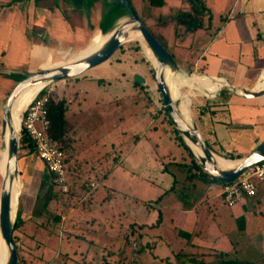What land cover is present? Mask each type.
Masks as SVG:
<instances>
[{
    "label": "crops",
    "instance_id": "1",
    "mask_svg": "<svg viewBox=\"0 0 264 264\" xmlns=\"http://www.w3.org/2000/svg\"><path fill=\"white\" fill-rule=\"evenodd\" d=\"M28 1L30 2V11L35 16L33 26L28 20V29H35L36 24L39 23L38 26L42 28H38L40 31H46L45 33L54 38L57 37L59 40L66 39L67 42L64 43L70 45L66 50L57 48L55 51L57 54L49 50L45 58L39 62L38 67L40 68L43 66L54 67L79 57L97 36L107 35L128 14L124 8L117 4H109L107 0H92L91 4H89V0ZM202 1L210 15L205 17L203 28L195 32H188L185 27L177 24L173 19L179 11L189 9L187 0H165L163 7L152 9V15L144 18L148 20L151 33H155V37L159 38V41L165 45L174 58L179 57L175 60L188 74L180 77L186 78L195 75L194 80L183 84L208 98H217L201 103L197 113L196 124L206 143L218 156L221 153H227L235 156L241 155L244 158L247 154L244 155V150H240L242 149L241 143H244L243 139L252 138L258 141L262 137L261 135H264L262 132V130L264 131V96L248 99L240 97L228 89L227 99L224 100L222 99L224 88L219 91L218 96L213 97L209 90L202 89L201 84H205L207 80H213L228 86L227 82H229L236 88L251 91L264 82V7L261 6L264 0H243L240 6H233L229 9L226 18L220 1ZM131 2L134 1L131 0ZM45 3L52 4L47 6ZM133 5L140 16L145 15L149 9L143 0H138ZM12 14L16 19L8 22L12 24L13 29L19 28V31L15 32L19 37L22 35L21 31H23V25L27 23V20L24 14ZM14 22L16 23L14 24ZM215 22L217 23L214 24ZM169 27L173 34L171 39L166 36L169 33ZM82 39H84L83 46L79 47L77 53L70 60L55 62V55L61 56L70 53L72 45ZM124 51L125 47L120 51V54ZM119 55L116 60L119 59ZM47 60L50 61V64L44 65ZM55 84L59 87L55 86L51 89L53 95L60 98L65 97L69 101V130L70 134L79 140L75 143L78 145L81 139H85L86 135L98 127L99 122L95 124L94 130L90 129L89 124L94 117L91 112L94 109L98 110L101 119L105 122V119L110 116L109 106L112 104V99L97 101L93 104V109L85 105L82 106V104L76 108L74 103L81 98L83 92L69 90V80ZM211 84L205 85L213 88ZM262 90H264V86L259 91ZM138 92L140 93L139 90H137ZM180 92L182 94V91ZM194 96L196 94L183 96L188 106L190 99V107L191 97ZM110 138L109 130L103 136L96 139L94 137V140L100 143L98 146L103 152L102 156L106 157L102 158L101 156L94 160L93 162H97L94 166L93 164H79L78 167H81L78 171L85 173L86 176L99 177L98 180L94 178L95 188H99L100 193L109 196L107 201L112 200V195L118 193L116 178L121 181L123 179L128 181L131 178V171H127L126 168L121 169L122 164L117 165L116 158L112 159L107 153L110 152L109 146L113 147L114 145L113 138L111 141ZM262 138L264 139V136ZM25 146L24 152L20 151L19 154L20 180L21 184L24 181L26 186L31 185L29 197L34 196L37 199L48 169L38 157L29 140H25ZM134 147L133 150H129V155L136 151L137 146ZM214 147L223 152H217ZM81 153L84 151L82 150ZM124 158L121 155L118 163ZM189 158L191 159L190 156ZM174 163L180 164L176 161ZM157 168L158 165H155L154 169ZM159 171L163 173L161 177L163 182H160L157 177L160 182L158 186L163 187L159 188L161 191L159 206L154 209L157 212L159 210V216L162 215V219L159 220V244L156 248L157 252L159 251V264H216L222 260L257 264L264 262V239L262 236L260 241L254 239V235L260 232L262 226L260 220L264 219V183L258 184L255 196L247 197L235 206L229 207L223 198V184L202 176L201 172L197 170L198 180H202L206 185L205 198L200 201L198 198H188L184 195L185 204L183 202L175 204L173 195L176 192L175 183L177 181L172 182L166 173L171 172L166 168ZM23 174H25V180ZM189 175L191 174L189 173ZM146 176L149 177L146 178ZM111 178L114 179L113 182L110 181ZM152 179L153 169L150 167L147 168L146 174L138 176L136 182L145 187L156 186L157 183ZM147 194L150 195V193ZM137 200L139 201L138 198ZM149 200L154 199L150 198ZM203 211L206 215H201ZM134 213L140 220H145L149 214L143 207Z\"/></svg>",
    "mask_w": 264,
    "mask_h": 264
},
{
    "label": "rangeland",
    "instance_id": "2",
    "mask_svg": "<svg viewBox=\"0 0 264 264\" xmlns=\"http://www.w3.org/2000/svg\"><path fill=\"white\" fill-rule=\"evenodd\" d=\"M133 1V3L136 4L138 0ZM218 1L221 2L225 18L228 16L231 7L240 6L243 2V0ZM91 3L92 0H89V4ZM45 4L51 6L50 4L52 3ZM261 6L264 7V3H262ZM0 7L2 8H0L1 159L3 153L2 113L10 92L14 86L24 78L26 73L34 72L40 68L38 67L39 62L45 58V55L49 50L53 51L54 54H57L55 52L57 48L66 50L70 45L64 43L67 41L66 39H61V36H59L61 39L59 40L57 37L54 38L50 34L45 33L46 31H40L38 28H42L38 26L39 23L36 24L37 26L35 29H31L30 27V29H28L27 25L29 22H31V26H33L32 24L35 19L34 13L30 11V2L28 0L20 2H14L13 0H0ZM23 11L25 12L23 13ZM12 13L16 15L24 14L25 19L27 20V23L23 25V31H21L22 35L19 37L15 33L19 31V28L17 27L19 25L16 26L17 28L13 29L12 24L8 22L16 19L13 18L14 15ZM145 22L149 26L148 20ZM15 23L16 22H14V24ZM168 31L169 33L171 32V34L168 33L166 36L171 39L173 34L170 27L168 28ZM152 32H154V30H152ZM153 35L156 36L155 33H153ZM157 39L159 40V38ZM83 40L84 39L78 41L77 44L72 45L73 48L70 53L61 56L55 55V62H66L70 60L75 53H77L76 51L79 47L83 46ZM136 42L138 41L129 43L125 46V51L122 54H120L119 51L107 63L91 69L80 76V78L69 80L68 86V89L73 92H83L81 98L77 99L76 103H74L76 108L82 104V106L85 105L93 109V104L97 101H100L101 99H112V104L109 106V109H111L110 116L105 119V122L101 119V114L98 113V110L96 111L94 109V111L91 112L94 117L93 119L91 118L92 122L89 124L91 127L90 129L94 130L97 122H99L100 125L98 124L96 130L86 135L85 139H81L78 145L74 144L75 156H72L73 158L71 157L74 159V170H77L82 164H93L94 166V164L97 163L93 161L101 157L103 152L99 149L100 146L98 145L100 143L95 141L94 137L96 139L103 136V134L109 130L111 136L110 141L113 138L114 145L113 147L109 146L110 152L107 153H109V156L112 159L114 157H121V155L122 158L125 157V160L122 159L117 165L122 164L121 169L126 168L127 171H131V178L128 181H125L124 179V181L117 178L115 179L116 186H118V193L112 195L114 198L111 196L112 200L110 199V201H107L109 198L108 195L100 193L99 188L96 189L92 186V183L95 181L94 177L86 176L85 173H82L77 181H75L73 174H71L69 180L70 184H66L67 191H64L60 184L55 187V191L60 197L62 196L64 199L62 201H65L64 204L66 203L65 205L67 206V209L71 211V215L64 220L65 222L68 221V224H60V230L66 228L73 235L71 241L68 242L64 238L66 235L65 232H61L59 237H54L55 235L51 236L50 234V227L59 225V222L56 223L53 218L54 213H56L55 201H51L48 205V209H46L45 204L47 202L48 194H44L40 198L38 196L37 199L34 196L29 197V191L32 187L31 185L26 186L24 181H22V192L19 197L15 223L23 222V225L15 231V236L21 255L29 264H43L44 262H42V260L44 258L47 260L51 259L54 255V249L59 248V246L62 247L63 253L67 251L66 253L73 255L75 252L76 254L73 256L75 257L77 264H81L83 261L84 264H94L96 263L95 261H97L95 258L97 255L96 248H88V240H96L97 237L95 234L91 233V231L99 233L102 228H104L110 233V235H115L117 232L121 231V229L123 232L129 231L130 226L134 223L136 224V230L145 234V242L155 244L157 248V245L159 244V225L157 227L155 225L158 219V212L147 208L144 199L149 200L150 198L155 199L159 197V193L161 192L159 191V188L163 187L158 186L160 182H163V179L161 178L163 173L159 170L163 168H166L171 172L166 173L170 176L172 182L174 180L177 181L175 183L176 192L173 195L175 204L184 203V195L188 196V198H198L200 201L206 196V185L202 180H198L197 168L194 167L185 147L180 144L179 138L177 137L178 134L174 131L170 123L168 124L164 122V118L165 120H167V118L163 111L164 108H162L158 89L152 74L153 66L144 54L141 42H138L141 49L137 55L143 56L148 62V65L140 61L138 62V58L134 51ZM118 55L119 59L116 60ZM175 58L178 59L179 57L176 56ZM48 64H50L49 60H47L44 65ZM137 74L145 76L148 80L147 84L143 85L144 88L141 89L140 93H137L138 89L133 86V81H135V75ZM184 75L188 74L178 73L180 79H183L180 76ZM262 83L259 85H262ZM184 84L181 85L180 90L182 91L183 96L196 94V96L191 97V107L189 99V108L192 119L197 123V113L200 104L207 100H216L217 98H208L199 93V91L192 90L189 88L190 86ZM205 84H211L213 85V88H211V86L207 87ZM205 84H201L202 89L206 91L209 90L213 97L216 95L218 96L219 91L225 87L218 81L213 80H207ZM55 86L59 87L57 84L52 83L45 89H52ZM223 90L224 93L222 99L226 100L228 88H224ZM262 132L264 131L262 130ZM261 136L263 137L264 135ZM262 137H260L258 141H255L252 138L243 139L244 143H241L242 149L240 150H244V155L250 154L264 141ZM77 142H79V140H77ZM135 145L137 146L136 151L129 155V150H133ZM25 149V141L24 139H21L20 151L24 152ZM82 150L84 153H81ZM215 150L220 153L223 152L217 148ZM103 157L106 156H102V158ZM174 161L180 162V164L174 163ZM181 163H184V165H181ZM155 165H158L157 169H154ZM150 167L153 169L152 180H154L157 185H148L149 187L139 185L136 182L138 176L146 174L147 168ZM78 169H81V167ZM150 173H152V171H150ZM189 173L191 175H189ZM23 177L25 180V174H23ZM147 177L149 176H146V178ZM157 177H159L160 182H158ZM2 179L3 178L0 174V189ZM110 181L113 182L114 179L111 178ZM81 184L84 186L82 185L81 187ZM258 184H261V182H258ZM72 187L75 194H77L76 197L68 195L70 194ZM147 193H150V195ZM137 198L141 202L138 200L134 201V199ZM190 201H192V199H190ZM141 207L149 212L145 220H140V218L134 213V211H137ZM201 215L206 214L203 211ZM92 220H95V224H91ZM76 223H78L80 228L76 227ZM141 223L145 226L143 229L140 228ZM260 223L262 225L260 232L254 235L256 241H260L261 236L264 239V219H261ZM46 226H48L49 229H46ZM76 235L81 238H86L87 241L76 238ZM89 251L90 253H88ZM158 252L155 249L153 253L159 256ZM57 257V263L63 264L66 257L64 255ZM39 259L42 260L40 261ZM142 260L145 264H159V258H153L151 254H147ZM261 264H264V262Z\"/></svg>",
    "mask_w": 264,
    "mask_h": 264
},
{
    "label": "water",
    "instance_id": "3",
    "mask_svg": "<svg viewBox=\"0 0 264 264\" xmlns=\"http://www.w3.org/2000/svg\"><path fill=\"white\" fill-rule=\"evenodd\" d=\"M107 2L109 4L122 5L123 8L128 11V14L125 19L119 22L107 34V40L99 49L80 59L68 61L67 63H62L54 67L43 66L34 72L26 73L24 78L14 86L5 102L2 113V137H4L8 127L10 131L8 145L6 146L4 142L2 143V147L6 146L7 148V163L6 173L2 179L0 189V234L8 249V260L5 264H19L18 247L13 239V226L15 223L13 211V188L16 181L20 180L19 154L22 138V121L20 129H17L15 127L12 113L14 101L25 88L31 85L41 83H47L50 85L52 83L71 80L82 76L91 69L107 63L115 56V54L121 51L129 43L133 41L141 42L140 40L131 38V34L135 31L141 33L143 40L156 58L157 65L152 68V72L157 89L161 94L164 107L166 108L179 136L184 140L186 146L190 149L193 157L201 168L218 182L231 183L234 182L245 169L264 162L263 141L250 154L242 159H239V162L235 167L224 169L219 165L217 155L206 143L196 122L193 119L188 121L184 117L180 109L179 102L174 100L171 95L166 79L167 70H169L171 74L185 72L168 49L141 22L131 5L130 0H107ZM135 82L140 85H145L147 84V79L137 74L135 75ZM227 83L228 86L223 88L232 90L240 97L254 99L264 96V90L249 91L247 89L236 88L229 82ZM24 112L22 114V120ZM187 140L191 141L201 149V157H198L193 152Z\"/></svg>",
    "mask_w": 264,
    "mask_h": 264
},
{
    "label": "trees",
    "instance_id": "4",
    "mask_svg": "<svg viewBox=\"0 0 264 264\" xmlns=\"http://www.w3.org/2000/svg\"><path fill=\"white\" fill-rule=\"evenodd\" d=\"M14 2H20L24 0H13ZM75 1H80V0H75ZM131 2V1H130ZM148 6L149 9L145 12V15L140 17L138 15L137 11L134 9V11L137 13L139 19L141 22L149 29L148 25L146 24V18L144 17H149L152 15V9H159L165 5V0H143ZM189 4V9L187 11L181 10L178 13L175 14L173 19L177 22V24L185 27V29L188 32H195L200 28H203L204 26V20L206 16L210 15L209 10L207 11V8L205 7V3H203L202 0H187ZM118 5V4H117ZM132 5V2H131ZM123 8L122 5H119ZM133 6V5H132ZM134 8V7H133ZM127 11V10H126ZM128 12V11H127ZM159 16V15H158ZM158 22H159V17H158ZM132 39H137V37L133 34H131ZM138 40V39H137ZM135 55L138 58V62H142L146 65H148V62L145 60L143 56H138V52L140 51V45L138 42H136L135 47H134ZM123 50V49H122ZM151 72V71H150ZM153 74V72H152ZM154 76V75H153ZM78 77H76L77 79ZM75 79V78H73ZM134 87H136L139 91H141L143 85L138 84L137 82H134ZM160 100L162 103V108L167 120L164 118L165 123H170L174 131L178 134L177 130L175 129L171 118L164 107V103L161 97V94L158 90ZM47 109H48V118L50 120V127H49V135L50 137L54 140L57 141L60 144L61 150L65 154V168H66V184L69 185L70 182V175L73 174V177L75 178V181L78 180V178L81 177L82 172L77 170H74V159H72L75 154H74V144L77 142L76 138L74 135L70 134L69 130V123H68V114H69V101L65 97H58L56 95H52L50 98L49 103L47 104ZM179 138V142L181 145L185 147V149L188 152V155L191 157L193 165L197 170H199L202 174V176H206L210 178L212 181L218 182L215 178L211 177L209 174H207L201 166L198 164V162L195 160L193 157L190 149L186 146L184 140L177 135ZM24 141L26 138H24ZM209 146V145H208ZM210 147V146H209ZM211 149V147H210ZM212 150V149H211ZM73 156V157H72ZM220 157L229 159V160H235V159H241L243 158L241 155H233V154H220ZM72 157V158H71ZM119 157H116L115 163H118ZM75 172V173H74ZM47 176L45 177L43 181V185L41 188V191L39 193V198L42 197L44 194H48L47 202L45 204V208L48 209V205L51 201H55V211L54 213V220L56 223L59 222V225L57 226H52L50 227V234L51 236L55 235L54 237H59L61 232H65V239L66 241H71L72 239V234L70 231H68L66 228H63L60 230V224L66 223L68 224V221L65 218L69 217L71 215V211L67 209V206L64 204L65 201L60 197L59 194L55 191V187L58 186V180L57 176L53 173H51L48 170ZM81 173V175H80ZM75 174V175H74ZM96 180L99 179V177H94ZM223 185L225 183H222ZM83 184H81L82 187ZM84 186V185H83ZM92 191V190H90ZM71 197H76L77 194H75V191L73 190V187L71 189L70 194ZM137 200V199H134ZM145 206L149 208L150 210L157 209V206H159V197H157L154 200H144ZM52 217V216H48ZM37 219V218H36ZM35 219V220H36ZM51 219V218H48ZM162 219V215L160 214L159 216V210H158V219L156 223V227L159 225V220ZM63 220V221H62ZM70 220V219H69ZM71 221V220H70ZM72 222V221H71ZM91 224H95V220L91 221ZM23 225V222L19 223H14L13 229V239L14 242L17 244L18 247V254H19V264H29L28 261L21 255L19 245L17 243V239L15 236V231ZM76 227H79L78 223L75 224ZM145 226L141 225L140 228L143 229ZM48 226H46V229ZM80 228V227H79ZM49 229V228H48ZM70 230V229H69ZM108 230V229H107ZM72 232V231H71ZM91 233L95 234L97 239L96 240H88L89 242V247H95L96 248V263L94 264H145L143 262V258L147 256V254H151L153 258L157 259L159 256L155 255L153 252L156 249L155 244H152L150 242H145V234L138 232L136 230V224H132L129 228V231H124L121 229V231L117 232L115 235H110L106 229L102 228V230L99 233H96L95 231H91ZM76 238H79L80 240L87 241L86 238L84 237H78L76 235ZM47 249V247H46ZM45 249V251H46ZM55 251L53 252L54 255L51 259H46L44 258L39 259L40 261L44 262L43 264H59L57 263V256L64 255L66 258L63 261V264H77L75 261V255L76 253L74 252L73 255H69L66 252H62V247L59 246V248L54 249ZM57 253V254H55ZM90 253V251L88 252ZM66 254V255H65ZM84 254V253H83ZM128 254V255H127ZM86 255V254H85ZM83 255V256H85ZM95 256V255H94ZM84 264V261L81 263ZM187 264V263H186ZM216 264H257L253 262H242V261H236V260H222Z\"/></svg>",
    "mask_w": 264,
    "mask_h": 264
},
{
    "label": "built area",
    "instance_id": "5",
    "mask_svg": "<svg viewBox=\"0 0 264 264\" xmlns=\"http://www.w3.org/2000/svg\"><path fill=\"white\" fill-rule=\"evenodd\" d=\"M53 92L44 89L29 104L22 120L21 139L26 138L35 148L38 157L45 163L47 169L55 174L58 183L67 191L65 154L60 144L49 135L50 120L47 104ZM258 182L264 183V162L245 169L238 178L223 185V198L227 206L232 207L247 197L257 194ZM96 187V184H92Z\"/></svg>",
    "mask_w": 264,
    "mask_h": 264
},
{
    "label": "bare ground",
    "instance_id": "6",
    "mask_svg": "<svg viewBox=\"0 0 264 264\" xmlns=\"http://www.w3.org/2000/svg\"><path fill=\"white\" fill-rule=\"evenodd\" d=\"M132 34L135 35L137 37V39L141 41L144 54L146 55L147 59L150 61L152 66L156 67V65H157L156 58L154 57L152 51L150 50V48L147 46V44L143 40L141 33L138 31L137 32L135 31ZM107 38H108V35L97 36L90 43V45L86 48L85 52L73 60L80 59L82 57H85V56L93 53L94 51L99 49L105 43ZM73 60H71V61H73ZM166 79H167V83H168V86H169V89H170V92H171L173 99L177 100L179 102V106H180V109H181L184 117L188 121H191L192 117L190 114V108H189L185 98L181 94L180 89H181V85L183 83L190 81V80H194L195 75L180 79L178 77V74H171L170 71L167 70ZM47 86H48L47 83L31 85V86L25 88L19 94V96L16 98V100L13 103L12 113H13V120L15 123V127L17 129H20V127H21L23 112L27 109L29 104L37 97V95L41 91H43ZM263 86H264V84L258 85L255 87L254 90L259 91ZM9 135H10V131H9V127H8L4 137H2V141L6 144V146L8 145ZM187 142H188L189 146L191 147V149L193 150V152L198 157H201L202 156L201 149L198 146H196L195 144H193L191 141L187 140ZM6 146L2 147L3 153H2V156L0 159V174H1L2 178L4 177V175L6 173V163H7V148H6ZM217 160L219 162V165L224 169H229V168L235 167L239 162L238 160H229V159L220 157L218 155H217ZM21 192H22L21 180H17L15 185H14V188H13L14 218L17 215L18 204H19L18 202H19V197L21 195ZM7 260H8V249H7L3 239L1 237V240H0V264H5L7 262Z\"/></svg>",
    "mask_w": 264,
    "mask_h": 264
}]
</instances>
